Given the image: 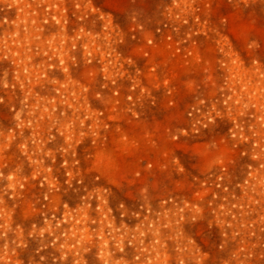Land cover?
I'll return each mask as SVG.
<instances>
[{
    "label": "rangeland",
    "instance_id": "374dc122",
    "mask_svg": "<svg viewBox=\"0 0 264 264\" xmlns=\"http://www.w3.org/2000/svg\"><path fill=\"white\" fill-rule=\"evenodd\" d=\"M0 264H264V0H0Z\"/></svg>",
    "mask_w": 264,
    "mask_h": 264
}]
</instances>
